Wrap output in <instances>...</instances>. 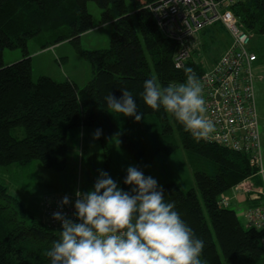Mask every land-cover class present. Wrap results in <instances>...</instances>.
Instances as JSON below:
<instances>
[{"label": "trees", "instance_id": "trees-1", "mask_svg": "<svg viewBox=\"0 0 264 264\" xmlns=\"http://www.w3.org/2000/svg\"><path fill=\"white\" fill-rule=\"evenodd\" d=\"M160 1L129 0L130 9L127 0H0V168L40 162L48 170L63 172L69 134L100 128L102 135L96 140L105 152L107 142L118 139L143 171L144 161L179 148L177 132L189 154L197 191L185 192L174 183L163 188L166 199L175 202L182 218L204 240L201 264H264V226L248 222V227L230 208V201L227 206L224 201L226 193L246 180L263 187L259 169L244 154L194 138L171 113L150 108L140 96L148 78L155 77L164 86L184 82L185 67H191L198 78L207 71L198 51L184 68H176L174 58L181 45L161 32L150 8ZM89 3L100 8L101 25L111 23L114 28L107 49L80 46V37L93 29ZM233 11L248 33L264 38V0L239 3ZM221 28L202 32V49L210 47L214 33L227 32ZM42 38L43 49L70 41L90 63L92 80L83 88L71 80L61 83L49 77L34 82L28 45ZM6 49L22 51L23 59L5 67ZM121 88L133 93L144 114L141 120L149 127L136 129L133 117L107 111L104 96L112 92L120 97ZM19 128L25 129L23 139L14 134ZM125 176L126 171L120 186L130 190L123 183ZM257 201L264 207L263 195ZM58 237L59 231L46 225L42 213L26 209L0 183V264H50L46 253Z\"/></svg>", "mask_w": 264, "mask_h": 264}, {"label": "clouds", "instance_id": "clouds-1", "mask_svg": "<svg viewBox=\"0 0 264 264\" xmlns=\"http://www.w3.org/2000/svg\"><path fill=\"white\" fill-rule=\"evenodd\" d=\"M184 72L181 83L162 86L155 77L146 79L140 96L150 108L171 113L194 138H204L214 124L203 115L199 78L191 67ZM120 91V97L112 92L104 96L107 111L140 121L144 114L135 96L126 88ZM92 135L99 139L102 129ZM123 183L130 190L100 170L93 188L75 190L74 202L67 195L62 198L52 213L61 228L46 253L50 264H201L204 240L182 218L175 202L166 199L157 179L129 165ZM69 204L72 217L59 210Z\"/></svg>", "mask_w": 264, "mask_h": 264}, {"label": "rangeland", "instance_id": "rangeland-1", "mask_svg": "<svg viewBox=\"0 0 264 264\" xmlns=\"http://www.w3.org/2000/svg\"><path fill=\"white\" fill-rule=\"evenodd\" d=\"M127 3L129 8L132 9L129 0H127ZM88 11L93 17V29L80 37L81 48L83 50L109 48L114 30L112 24L101 25L102 12L95 3L88 4ZM202 34L199 36L200 45L192 51V54L198 51L196 55L204 62L208 71L212 68L213 63L222 56L228 46L230 36L226 32L220 34L216 32L214 33L216 37L213 42H209L210 47L202 49ZM44 41L43 38L32 40L28 45L34 82H37L40 77H49L61 83L71 80L83 88L92 80L93 71L90 63L70 41H64L43 49L42 43ZM259 42H261V39L253 36L251 47L258 46ZM22 59V51L4 50L3 62L5 67L11 66ZM256 91L259 107L264 113V82L256 83ZM262 117L264 118V114ZM131 120H134L132 124L139 130L151 125L142 120L136 121L133 118ZM262 130L264 132V126ZM14 134L23 139L25 138V129L19 128ZM92 134V129L75 130L69 134L68 165L65 171L48 170L40 162H33L28 166L15 165L10 168H0V183L8 187L9 193L33 213H41L40 201L47 195L72 194L77 189L86 192L93 188L100 170L107 171L120 186L121 174L126 171L129 165L135 164L133 158L122 148L118 139L108 141L106 144L108 153L105 152V148L93 138ZM175 139L179 148L169 155L161 153L153 160L144 161L142 163L143 171L146 175L156 178L159 185L164 186L168 183H174L185 192L191 189L197 191L189 154L182 147L177 132L175 133ZM197 194L202 202L201 194L199 192ZM233 195V190H230L225 194V197H232ZM230 208L236 211L238 217L244 223V208L236 203L233 204V202Z\"/></svg>", "mask_w": 264, "mask_h": 264}, {"label": "built area", "instance_id": "built-area-1", "mask_svg": "<svg viewBox=\"0 0 264 264\" xmlns=\"http://www.w3.org/2000/svg\"><path fill=\"white\" fill-rule=\"evenodd\" d=\"M248 0H161L151 10L161 32L177 41L181 49L174 62L177 69L185 67L192 51L199 47V36L206 28L222 25L232 38V44L211 70L199 77L205 99V118L214 128L202 138L248 157L250 165L259 169L263 187L256 188L246 180L236 190L255 192L264 196V152L256 98L254 65L257 55L251 51L253 35L248 33L233 8ZM67 195L74 202L75 195L45 196L40 201L43 221L59 231L61 225L53 220L62 198ZM225 205L228 199H224ZM62 210L72 217V204ZM74 218V217H73ZM251 225L264 226V207L246 213Z\"/></svg>", "mask_w": 264, "mask_h": 264}, {"label": "crops", "instance_id": "crops-1", "mask_svg": "<svg viewBox=\"0 0 264 264\" xmlns=\"http://www.w3.org/2000/svg\"><path fill=\"white\" fill-rule=\"evenodd\" d=\"M218 25H220V24H217V25L212 26L214 28V30L217 31V32L220 31V30H222L221 27H223V26H218ZM260 39H261V42H259V45L258 46L254 47V48L251 47V51L254 52L257 55V57H258V60L256 61L255 65H254V72H255V76H256V83L257 82H264V38H260ZM209 42H210V40H209ZM231 44H232V38L230 36L228 46L224 50L222 56L229 49V47L231 46ZM251 46H252V44H251ZM221 57L218 58L213 63L212 68L221 59ZM211 69H208V70H211ZM256 83H255V90H256ZM256 98H257V91H256ZM257 106H258V114H259V121H260V128H261V138H262V145H263V152H264V132L262 130V127L264 126L263 125V123H264L263 122V119L264 118L262 116H263L264 113H263V111H261V109L259 107L258 98H257ZM233 192H234V195L232 197L226 196L225 198L230 201V206L232 205V202H233V204L236 203L239 206H241V207L244 208V215H243V217H244V223L247 224V226H248L249 223H248L247 219L245 218V214H246V212L249 209L259 206L260 201H257V197L258 196H257V194L255 192H247L245 190H243V191L242 190H236L235 188H233Z\"/></svg>", "mask_w": 264, "mask_h": 264}]
</instances>
